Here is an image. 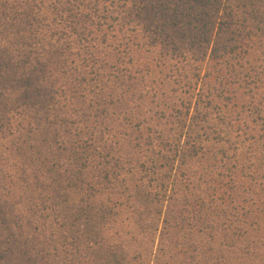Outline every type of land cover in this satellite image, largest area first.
I'll use <instances>...</instances> for the list:
<instances>
[{"label": "trees", "instance_id": "1", "mask_svg": "<svg viewBox=\"0 0 264 264\" xmlns=\"http://www.w3.org/2000/svg\"><path fill=\"white\" fill-rule=\"evenodd\" d=\"M0 264H264V0H0Z\"/></svg>", "mask_w": 264, "mask_h": 264}, {"label": "rangeland", "instance_id": "2", "mask_svg": "<svg viewBox=\"0 0 264 264\" xmlns=\"http://www.w3.org/2000/svg\"><path fill=\"white\" fill-rule=\"evenodd\" d=\"M229 1H232V0H229Z\"/></svg>", "mask_w": 264, "mask_h": 264}]
</instances>
